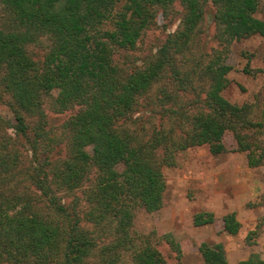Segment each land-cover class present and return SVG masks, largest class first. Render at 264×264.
I'll list each match as a JSON object with an SVG mask.
<instances>
[{"label": "trees", "instance_id": "trees-1", "mask_svg": "<svg viewBox=\"0 0 264 264\" xmlns=\"http://www.w3.org/2000/svg\"><path fill=\"white\" fill-rule=\"evenodd\" d=\"M119 1L123 0H0L5 14L0 20V100L14 118L5 121V126L14 129L18 137L29 134L33 165L26 176L39 192L31 194L30 186L29 194L19 189L21 155L12 137L4 135L0 141V264H90V256L98 248L101 255H113L106 257L104 264H115L114 258L121 256L117 247L122 244H132L135 264H169L151 240L136 245L129 232L134 208L154 212L164 204L163 163H175V152L193 145L208 144L213 152H220L225 149L223 140L228 131L233 132L239 149L250 154L252 163L261 162L252 154L260 145L249 141L247 132L263 127V121L250 118L249 104L232 103L223 95L231 66L220 57L203 65L197 63L199 76L208 71L211 79L201 99L191 77L196 68L181 71L177 61V56L191 47L204 16V0H124L122 9L114 14ZM176 1L186 9L179 28L144 66L123 78L111 58L114 50L135 47L143 27L152 20L149 6ZM213 1L217 5L215 21L223 26L221 32L231 37L264 38V13L256 15L259 0ZM111 18L113 26L103 30L104 22ZM41 35L50 37L52 43L44 58L37 60L27 47ZM168 71L173 72L172 83L194 91L202 101L191 113L180 107L169 109L192 117L190 129L177 136L174 130L155 129L146 141L117 131V122L134 110L154 79ZM2 85L11 94L8 100ZM45 94L53 96L52 106L61 110L70 102L84 106L68 122L69 156L54 163L52 171L48 166L54 137L46 136ZM33 114L40 119L32 125L28 117ZM158 149L163 155L157 154ZM78 188H82L85 200L82 207L78 195L65 201L66 194ZM12 210H17L13 217ZM194 220L197 225L206 224L214 217L199 213ZM223 221L229 233L238 232L241 223L234 212L226 214ZM109 233L119 234L115 245L105 242ZM163 236L176 244L171 233ZM200 249L202 264H229L222 243L202 241ZM241 264H264V260L254 256Z\"/></svg>", "mask_w": 264, "mask_h": 264}, {"label": "rangeland", "instance_id": "rangeland-1", "mask_svg": "<svg viewBox=\"0 0 264 264\" xmlns=\"http://www.w3.org/2000/svg\"><path fill=\"white\" fill-rule=\"evenodd\" d=\"M123 1L116 4L114 14L122 9ZM202 5L204 16L192 36L191 47L177 56L181 71L196 68L191 72V77L197 86L195 92L199 91L202 99L208 88L206 82L211 79L208 71L199 76L196 65L198 62L203 65L220 57L222 63L231 66L226 74L229 85L223 95L232 103L249 104L252 110L250 118L263 121L264 124V38L260 35L231 37L224 34L221 32L223 26L215 21L216 3L204 0ZM2 9L0 2V20L5 17ZM148 10L153 16L152 20L143 27L135 47L117 48L111 55L123 78L134 69L144 66L147 59L157 53L168 36L179 28L186 11L180 1L166 5L153 4ZM263 13L264 0H259L256 15L262 17ZM128 16H131V12ZM113 24L114 19H108L102 29L111 28ZM51 43L50 37L41 35L37 41L28 45L27 50L35 59L40 60L44 58ZM172 74L173 72L168 71L166 76L154 79L150 90L140 96L134 110L117 122V131L146 141L155 129L174 130L176 136L181 131L190 129L189 119L192 117L188 119L179 114L180 110L171 112L169 109L180 107L191 113L202 106V101L194 91L178 88L172 83ZM4 87L2 85L1 88L4 99L8 100L11 94ZM52 99L53 96L44 95L43 108L48 119L46 136L49 139L54 137L48 166L50 171L54 163H61L69 156L67 144L71 129L68 122L84 107L81 103L70 102V106L61 110L58 105L52 106ZM28 119L33 125L40 116L33 114ZM13 120V113L8 105L0 100V141L4 135L12 137L21 155L19 165L22 170L18 180L21 179L22 183L19 189L29 194L27 188L30 186L33 191L31 194L37 196L39 192L29 185L26 176L30 165H33L29 134L18 137L14 129L5 126V121ZM182 125L184 129H181ZM29 132L34 133L33 129ZM247 134L249 141L251 139L255 145H260L259 148L254 147L255 152L252 153L261 159L260 163H252L250 154L239 149L231 131L224 135L225 149L220 152H213L208 144L193 145L175 152V163L169 165L164 162V204L154 212H148L139 206L134 208L133 224L129 229L130 236L135 239L134 243L141 245V241L151 240L169 264H202V241L209 245L222 243L229 264H241L254 256L264 260V126L253 128ZM47 140H42L43 147ZM157 154L163 155L162 150L158 149ZM75 195L81 197L80 207L85 205L82 188H78L73 194H66L65 201H72ZM37 204L43 205L42 202H36L35 205ZM232 212L241 223L236 234L229 233L224 227V216ZM16 213L17 210H12L10 216L13 217ZM199 213H212L214 221L197 225L194 219ZM165 233H171L176 244L164 237ZM118 235L109 233L105 236V242L115 245ZM130 246L122 244L117 247L120 248L118 250L121 256L114 258L117 260L115 264H135ZM99 250L100 248L93 251L90 264H104L106 257L113 256L104 253L101 255Z\"/></svg>", "mask_w": 264, "mask_h": 264}]
</instances>
